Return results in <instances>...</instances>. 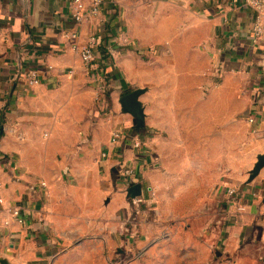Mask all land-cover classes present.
<instances>
[{
	"label": "crops",
	"instance_id": "obj_1",
	"mask_svg": "<svg viewBox=\"0 0 264 264\" xmlns=\"http://www.w3.org/2000/svg\"><path fill=\"white\" fill-rule=\"evenodd\" d=\"M103 6L77 23L68 0H0V264H65L62 249L93 225L107 245L133 248L120 229L132 208L118 167L135 169L148 209L155 188L173 179L179 186L173 173H187L186 182L208 197L212 131L222 245L243 252L252 242V251H264V38L253 34L256 12L245 0ZM93 34L104 82L74 48ZM216 63L224 74L209 77ZM31 69L41 79L33 87L26 83ZM99 83L110 95L103 118L95 103ZM137 89L144 126L120 102ZM117 129L127 139L112 143ZM187 138L205 141L196 151L198 171L192 154L173 153L172 140ZM228 187L237 188L245 211L228 204ZM140 233L145 239L144 228Z\"/></svg>",
	"mask_w": 264,
	"mask_h": 264
},
{
	"label": "rangeland",
	"instance_id": "obj_2",
	"mask_svg": "<svg viewBox=\"0 0 264 264\" xmlns=\"http://www.w3.org/2000/svg\"><path fill=\"white\" fill-rule=\"evenodd\" d=\"M216 66L217 63L209 77H218L213 74ZM100 85L95 102L97 118H103L105 111L110 108L109 89L105 84ZM210 126L214 127L215 124ZM210 135L212 137L208 140V197L202 187H191L190 181L186 182L187 173H173V178H179V186L173 179V185L155 188L152 207L148 209L141 203L143 213L138 218V233L133 239L136 242L133 248L122 244L107 245L103 238L97 235V225H93L80 242L62 249L60 254L65 264H252V257L256 260L254 264H264V251H252V242L243 252L222 245L224 223L221 219L224 211L214 196V189H211L216 177L218 140L215 131L210 132ZM172 141L178 144L173 146V153L181 151L182 157L186 159L189 156L191 161L196 157L198 171L200 161L196 151L200 149L202 142L204 145V139ZM129 204L132 208L130 200ZM94 221L101 222L97 218ZM142 228L146 231L145 239L140 233Z\"/></svg>",
	"mask_w": 264,
	"mask_h": 264
},
{
	"label": "built area",
	"instance_id": "obj_3",
	"mask_svg": "<svg viewBox=\"0 0 264 264\" xmlns=\"http://www.w3.org/2000/svg\"><path fill=\"white\" fill-rule=\"evenodd\" d=\"M69 1V15L77 23L83 22L90 17L98 16L103 11L104 0H68ZM245 3L256 12V20L253 28V34L255 39L264 38V0H245ZM72 38H76V33L71 34ZM122 44L128 43L127 37H120ZM27 43H31L29 40ZM98 45L97 36L95 34L91 35L87 44L84 46L75 45L74 48L79 51L82 61L86 64L89 72L96 73L98 78L103 82L104 76L98 72L99 70V58L96 52V47ZM214 75L221 77L224 74L223 64L217 63V66L213 72ZM26 83L28 86L33 87L41 83L39 72L35 69L28 71L26 76ZM250 122H253L252 117L249 118ZM127 135L122 130H114L112 132L111 141L112 143H118L121 140H126ZM133 144L135 147H142V140L140 138H134ZM119 168L120 174L126 181L128 186H133V178L135 176V169L131 166L122 165ZM129 187V188H130ZM128 188V189H129ZM228 204L235 206L237 212L245 211L244 205L239 202L238 190L236 187H228L227 191ZM128 197L132 204V214L123 220L120 229L122 236L127 239L133 240L138 233V218L141 216L143 211L141 210V203L143 202L141 196L131 197L128 193ZM2 201V200H0ZM12 214L15 217H20V210L13 209ZM21 221V220H20Z\"/></svg>",
	"mask_w": 264,
	"mask_h": 264
},
{
	"label": "water",
	"instance_id": "obj_4",
	"mask_svg": "<svg viewBox=\"0 0 264 264\" xmlns=\"http://www.w3.org/2000/svg\"><path fill=\"white\" fill-rule=\"evenodd\" d=\"M143 90L137 89L120 99L123 109L136 115L140 121L139 126H144V109L139 100L142 95ZM264 163V157L260 161V165ZM128 193L131 197L141 196L142 187L140 184H135L128 189Z\"/></svg>",
	"mask_w": 264,
	"mask_h": 264
}]
</instances>
